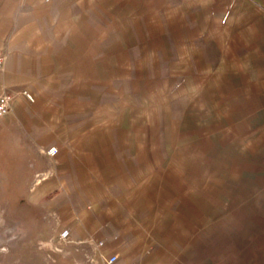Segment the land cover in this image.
<instances>
[{
  "label": "crops",
  "instance_id": "0c3cea01",
  "mask_svg": "<svg viewBox=\"0 0 264 264\" xmlns=\"http://www.w3.org/2000/svg\"><path fill=\"white\" fill-rule=\"evenodd\" d=\"M181 1L200 18L187 24V37H224V51L240 53L226 84L235 100L256 101L264 117V0ZM90 4L105 0H0V93L13 94L0 117L1 195L19 198L11 207L22 213L25 194L41 220L35 228L44 229L42 249L27 264H264V231H251L264 230V218L255 226L246 215L255 196L248 189L234 194L217 182L206 218L200 200L178 205L138 191L124 167L132 156L90 157ZM263 132L256 141H264ZM49 146L57 149L53 156L44 153ZM36 172L44 177L34 183ZM259 204L264 199L252 202ZM62 229L67 241L57 239Z\"/></svg>",
  "mask_w": 264,
  "mask_h": 264
},
{
  "label": "rangeland",
  "instance_id": "374dc122",
  "mask_svg": "<svg viewBox=\"0 0 264 264\" xmlns=\"http://www.w3.org/2000/svg\"><path fill=\"white\" fill-rule=\"evenodd\" d=\"M186 2L105 0L88 6L90 157L132 156L124 167L138 191L178 205L200 200L206 218L217 182L234 194L248 189L255 196L246 215L262 225L264 204L252 202L264 199V141H256L264 130L263 111L256 101L235 100L226 84L228 66L240 63V53L225 52L224 37L186 36L187 24L199 18ZM106 140L118 147L104 146ZM6 185L0 176V264H27L42 249L44 229L35 228L41 220L25 194L26 208L14 211L19 198L1 195ZM233 206L228 215L235 220Z\"/></svg>",
  "mask_w": 264,
  "mask_h": 264
},
{
  "label": "built area",
  "instance_id": "2783aa9c",
  "mask_svg": "<svg viewBox=\"0 0 264 264\" xmlns=\"http://www.w3.org/2000/svg\"><path fill=\"white\" fill-rule=\"evenodd\" d=\"M3 63V55L0 53V67L2 66ZM19 93L28 101V102H32L33 101V96L25 89H21L19 91ZM12 92L11 91H4L0 93V117L4 116L8 110H9V106H10V102L12 100ZM57 149L55 146H49L48 148H46L44 150V153L47 156H53L54 154H56ZM43 174L41 172H36L33 175V182L36 183L39 180H41L43 178ZM69 237L68 231L67 229H62L58 232L57 234V239L60 241H67ZM114 258L111 257L108 262L113 261Z\"/></svg>",
  "mask_w": 264,
  "mask_h": 264
}]
</instances>
